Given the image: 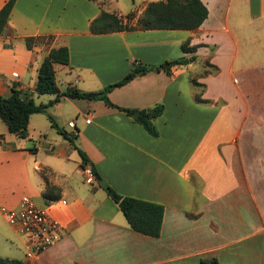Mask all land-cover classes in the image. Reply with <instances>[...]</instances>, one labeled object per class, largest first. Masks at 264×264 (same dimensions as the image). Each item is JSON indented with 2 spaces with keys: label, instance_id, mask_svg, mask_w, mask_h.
I'll return each mask as SVG.
<instances>
[{
  "label": "crops",
  "instance_id": "obj_1",
  "mask_svg": "<svg viewBox=\"0 0 264 264\" xmlns=\"http://www.w3.org/2000/svg\"><path fill=\"white\" fill-rule=\"evenodd\" d=\"M98 1L14 0L0 35V94L8 96L15 85L36 103L53 99L34 87L41 61L59 46L69 51L67 65H54L61 92L96 91L136 66L195 59L170 73L139 68L108 92L113 104L139 112L162 104L153 119L156 137L101 100L66 96L30 115L28 138L0 122L2 217L1 207L15 208L28 196L62 226L57 243L22 263L200 264L215 256L219 264H264V0H201L208 14L196 29L94 34ZM132 1L137 17L150 0ZM103 8L124 16L119 0H105ZM29 36L44 39L27 48ZM187 39L196 51H182ZM42 115L76 135L74 144L117 193L163 205L159 237L131 229L94 178L82 188L79 154L71 158L76 149L51 123L54 134L43 133ZM31 130L41 144L28 142ZM48 186L55 199L42 196Z\"/></svg>",
  "mask_w": 264,
  "mask_h": 264
},
{
  "label": "trees",
  "instance_id": "obj_2",
  "mask_svg": "<svg viewBox=\"0 0 264 264\" xmlns=\"http://www.w3.org/2000/svg\"><path fill=\"white\" fill-rule=\"evenodd\" d=\"M105 0H99L101 12L90 23V31L94 34L109 33L123 30H146V29H196L206 19L208 10L201 0H150L147 1L144 9L136 17L134 11L129 12L125 16L118 15L114 11H108L103 8ZM14 0H8L0 8V35L3 34L7 27V22ZM44 37L29 36L25 37V45L32 48ZM183 52H194L196 45H189L187 39L181 45ZM195 56L190 58L180 57L172 60H166L156 65H141L131 69L123 78L105 86L103 89L96 91H84L77 87H67L64 91H60L55 78L54 65L56 63L67 65L69 63V51L66 46L54 47L49 50L47 55L41 61L38 68L37 82L34 91L38 94H54L55 97L47 103H36L35 100L28 96L24 91L18 89L15 85L11 87V93L8 96L0 94V119L7 126L9 133L18 138H28V121L31 114L46 113L47 108L63 97L80 98L86 100H101L105 104L118 108L127 114H132L136 110L124 108L113 104L108 92L114 87L121 86L135 76V72L140 68L143 73L151 70H164L170 73L171 67L175 65L186 64L190 60H194ZM196 84L195 80H192ZM196 101L204 100L195 95ZM164 110L162 104H157L148 109L140 110L139 115L134 120L152 136H158V131L153 123V119L160 115ZM52 126L68 139L77 150L80 157V167L89 166L95 181L99 182L103 179L95 169L94 164L90 161L86 153L77 147L73 139L75 134H70L64 129L58 127L52 117L48 115ZM30 139V138H29ZM53 186H48L43 190L42 196L45 199H55L52 194ZM108 195L117 204L123 213L130 228L135 232L151 237H159L161 233V225L163 221L164 207L161 204L138 199L130 196H123L117 193L108 185L106 189ZM1 264H23L21 260H9L7 263L0 257ZM200 264H219L215 256L203 257Z\"/></svg>",
  "mask_w": 264,
  "mask_h": 264
},
{
  "label": "built area",
  "instance_id": "obj_3",
  "mask_svg": "<svg viewBox=\"0 0 264 264\" xmlns=\"http://www.w3.org/2000/svg\"><path fill=\"white\" fill-rule=\"evenodd\" d=\"M68 125L75 126L73 121L68 122ZM82 170L86 180L94 178L89 166L83 167ZM1 212L11 228L23 240L27 259L44 252L62 237V226L59 221L50 215L47 207L37 206L28 196H23L15 208L1 207Z\"/></svg>",
  "mask_w": 264,
  "mask_h": 264
},
{
  "label": "rangeland",
  "instance_id": "obj_4",
  "mask_svg": "<svg viewBox=\"0 0 264 264\" xmlns=\"http://www.w3.org/2000/svg\"><path fill=\"white\" fill-rule=\"evenodd\" d=\"M142 0H134L135 4H139ZM120 2V11L121 13L125 16L126 14H128L131 10L133 1L132 0H119ZM41 116V115H40ZM43 117H40V127L43 129V133L46 134V132H49V135H53L54 133H51V131H49L48 126L50 124L49 118L47 116L42 115ZM0 122H2V124H4V122L1 120ZM32 135H34L33 137H31L32 141H28L30 144H33L34 141L38 142V135L34 132V131H30ZM47 135V134H46ZM51 137V136H50ZM46 139H49V136H46ZM66 139V138H65ZM75 139V138H74ZM73 139V142H74ZM67 141H69L68 139H66ZM70 142V141H69ZM42 141H39L38 144H41ZM72 159H76L78 158V152L77 150H74L72 153ZM87 183H82V188H90L91 184H89L90 182H92V180H85ZM102 189H100V192ZM13 236V237H12ZM21 239V238H20ZM17 236V234H15V232L13 231V229L11 228V226L9 225V223L5 220L4 217H2L1 213H0V257L3 259V261L5 262V260H22L25 257V247L23 248L21 245V240H20ZM1 264V263H0Z\"/></svg>",
  "mask_w": 264,
  "mask_h": 264
},
{
  "label": "water",
  "instance_id": "obj_5",
  "mask_svg": "<svg viewBox=\"0 0 264 264\" xmlns=\"http://www.w3.org/2000/svg\"><path fill=\"white\" fill-rule=\"evenodd\" d=\"M134 67V65H132V68ZM141 71H138L137 74H140ZM139 111H136L134 113L131 114L132 117L136 118L138 115H139ZM99 185L104 188V189H108V185L106 183V181L104 179H102L100 182H99ZM8 260H5V263H7Z\"/></svg>",
  "mask_w": 264,
  "mask_h": 264
}]
</instances>
